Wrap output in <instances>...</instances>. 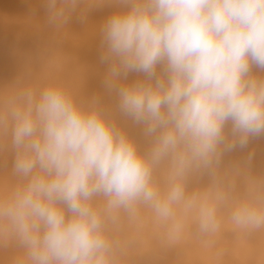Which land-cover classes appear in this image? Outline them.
<instances>
[{"label": "clouds", "instance_id": "1", "mask_svg": "<svg viewBox=\"0 0 264 264\" xmlns=\"http://www.w3.org/2000/svg\"><path fill=\"white\" fill-rule=\"evenodd\" d=\"M53 39L100 6L103 95L0 85V253L7 264H123L124 217L179 239L264 232V176L243 195L217 174L264 138V0H41ZM257 70V71H254ZM136 74L137 78L129 80ZM117 116L140 130L137 140ZM254 152L243 157L251 165ZM10 158V164H9ZM166 166V183L156 171ZM212 177L189 192L190 176Z\"/></svg>", "mask_w": 264, "mask_h": 264}, {"label": "bare ground", "instance_id": "2", "mask_svg": "<svg viewBox=\"0 0 264 264\" xmlns=\"http://www.w3.org/2000/svg\"><path fill=\"white\" fill-rule=\"evenodd\" d=\"M115 10L100 6L84 22L74 16L69 32L54 40L44 25L41 0H0V85L19 79L36 86L60 83L83 97L103 95L105 66L99 60L98 29ZM136 78V74L129 76V80ZM103 99L114 105V98L103 95ZM117 120L141 149L147 147L138 128L119 116ZM248 152L255 153L250 166L243 159ZM217 174L225 182L234 180V194L243 195L249 177L264 176V138L251 141L243 153L224 157ZM156 179L162 186L166 183V166L157 169ZM212 182L209 175H192L187 189L203 191ZM117 237L124 246L123 264H264V232L245 235L225 227L215 237H206L189 221L182 236L171 239L167 226L157 223L148 209H142L138 219L124 217ZM8 258L0 253V264H7Z\"/></svg>", "mask_w": 264, "mask_h": 264}]
</instances>
